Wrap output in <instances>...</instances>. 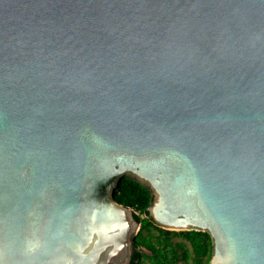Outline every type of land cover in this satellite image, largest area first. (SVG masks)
I'll list each match as a JSON object with an SVG mask.
<instances>
[{"label": "water", "instance_id": "water-1", "mask_svg": "<svg viewBox=\"0 0 264 264\" xmlns=\"http://www.w3.org/2000/svg\"><path fill=\"white\" fill-rule=\"evenodd\" d=\"M122 177L264 264V0H0V264H130Z\"/></svg>", "mask_w": 264, "mask_h": 264}, {"label": "trees", "instance_id": "trees-1", "mask_svg": "<svg viewBox=\"0 0 264 264\" xmlns=\"http://www.w3.org/2000/svg\"><path fill=\"white\" fill-rule=\"evenodd\" d=\"M113 198L116 202L132 208L133 215L139 222H141L139 214H144L148 217V221L143 224L142 229L148 230L149 228H153L157 231V234H148V232L143 234V230H139L137 232V234L132 239L133 252L131 255L130 264H141V252L139 248L143 246L152 250L153 257L150 264H168L162 258L163 254H167V249L168 253L170 254L168 260H176L179 254L171 241V238L175 236H183L190 242L193 254L191 255L187 251L182 253L186 260L191 259L190 264L208 263L211 256V241L208 233L204 231L197 232L196 230H169L154 224V222L148 216L147 211V207L151 202L152 195L150 191L138 181L127 177H122L116 188H114ZM154 237L161 240L164 247H166V249L162 250L163 254L155 253L156 250L150 245V242Z\"/></svg>", "mask_w": 264, "mask_h": 264}, {"label": "rangeland", "instance_id": "rangeland-1", "mask_svg": "<svg viewBox=\"0 0 264 264\" xmlns=\"http://www.w3.org/2000/svg\"><path fill=\"white\" fill-rule=\"evenodd\" d=\"M140 218H141V222L139 225V230H143V234H146L148 232V234H157V231L153 228H149L147 229H142L143 224H145L148 221V217L144 214H139ZM138 230V231H139ZM137 231V232H138ZM137 234V233H136ZM172 243L174 244L175 248L177 249L178 252V257L176 260L174 261H169V253H168V249H167V254H163L162 250L166 249V247H164L163 242L159 239H157L156 237H154L151 242L150 245L153 246V248L156 250L155 253L159 254H163L162 258L164 259L165 262H167L168 264H190L191 259H185L184 256L182 255V253L184 251L189 252V254H193L192 253V247L190 242L184 238L183 236H175L171 238ZM140 252H141V264H150L151 263V259L153 257V253L152 250L146 247H140L139 248Z\"/></svg>", "mask_w": 264, "mask_h": 264}]
</instances>
